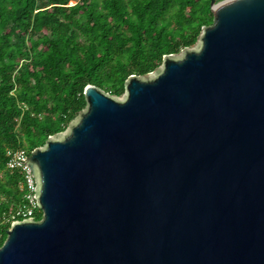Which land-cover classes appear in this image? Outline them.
Wrapping results in <instances>:
<instances>
[{
    "label": "water",
    "instance_id": "water-1",
    "mask_svg": "<svg viewBox=\"0 0 264 264\" xmlns=\"http://www.w3.org/2000/svg\"><path fill=\"white\" fill-rule=\"evenodd\" d=\"M211 7L200 48L124 101L86 86L70 135L28 158L43 217L0 264H264V0Z\"/></svg>",
    "mask_w": 264,
    "mask_h": 264
},
{
    "label": "trees",
    "instance_id": "trees-1",
    "mask_svg": "<svg viewBox=\"0 0 264 264\" xmlns=\"http://www.w3.org/2000/svg\"><path fill=\"white\" fill-rule=\"evenodd\" d=\"M213 23L211 0H0V247L26 193L8 150L46 146L87 109L88 84L120 97Z\"/></svg>",
    "mask_w": 264,
    "mask_h": 264
},
{
    "label": "built area",
    "instance_id": "built-area-1",
    "mask_svg": "<svg viewBox=\"0 0 264 264\" xmlns=\"http://www.w3.org/2000/svg\"><path fill=\"white\" fill-rule=\"evenodd\" d=\"M52 139V137L50 138ZM8 161L7 167L10 170L21 169L25 174V201L18 208L16 215L21 217L22 220H13L12 227L18 223L23 222H34L35 213L37 209H42L41 203V185L42 181L38 172H33L31 167V162L28 161V158L31 156L29 151L24 148L9 149L8 150ZM43 210V209H42ZM2 235L0 234V241ZM1 248V247H0Z\"/></svg>",
    "mask_w": 264,
    "mask_h": 264
},
{
    "label": "rangeland",
    "instance_id": "rangeland-1",
    "mask_svg": "<svg viewBox=\"0 0 264 264\" xmlns=\"http://www.w3.org/2000/svg\"><path fill=\"white\" fill-rule=\"evenodd\" d=\"M201 38V37H200ZM200 48V42H198L195 46L193 47H190V48H185L183 49L180 53L178 54H174L173 55V58H176V59H180V58H183L185 57V55L187 54L188 51H196ZM140 79L142 80H145V81H149V80H152L154 78L157 77V73L154 71L153 73H150V74H147L145 76H139ZM115 99L119 100V101H124L125 100V96L122 95L120 97H115L113 96ZM81 120V116L77 117L72 123L71 125L68 127V129L66 131H64L61 135H54L52 137V139H65L67 138L70 133L72 132V129L74 126H76Z\"/></svg>",
    "mask_w": 264,
    "mask_h": 264
}]
</instances>
